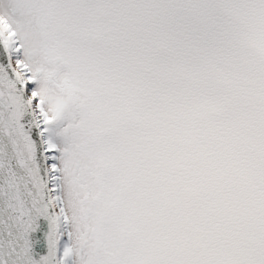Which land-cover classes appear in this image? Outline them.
<instances>
[{"label":"snow or ice","instance_id":"obj_1","mask_svg":"<svg viewBox=\"0 0 264 264\" xmlns=\"http://www.w3.org/2000/svg\"><path fill=\"white\" fill-rule=\"evenodd\" d=\"M0 264H264V0H0Z\"/></svg>","mask_w":264,"mask_h":264}]
</instances>
